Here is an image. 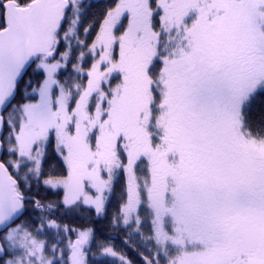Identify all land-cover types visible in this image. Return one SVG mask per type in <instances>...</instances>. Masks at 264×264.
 Segmentation results:
<instances>
[{"label": "snow or ice", "instance_id": "1", "mask_svg": "<svg viewBox=\"0 0 264 264\" xmlns=\"http://www.w3.org/2000/svg\"><path fill=\"white\" fill-rule=\"evenodd\" d=\"M0 264H264V0H0Z\"/></svg>", "mask_w": 264, "mask_h": 264}]
</instances>
